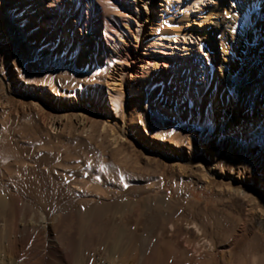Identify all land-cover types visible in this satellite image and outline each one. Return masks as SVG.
Here are the masks:
<instances>
[{"label":"rangeland","instance_id":"1","mask_svg":"<svg viewBox=\"0 0 264 264\" xmlns=\"http://www.w3.org/2000/svg\"><path fill=\"white\" fill-rule=\"evenodd\" d=\"M144 1L83 2L47 33L40 0H0V264H264V82L230 65V21L247 12V38L264 11ZM137 55L163 63L130 80ZM118 197L122 222L103 209ZM118 227L132 257L105 245Z\"/></svg>","mask_w":264,"mask_h":264},{"label":"bare ground","instance_id":"2","mask_svg":"<svg viewBox=\"0 0 264 264\" xmlns=\"http://www.w3.org/2000/svg\"><path fill=\"white\" fill-rule=\"evenodd\" d=\"M98 1L99 0H97V2ZM202 1L203 0H199L197 4H200V2ZM83 2L86 4L89 10L88 12L90 14H94L96 11V6H94L91 3V0H40L39 3H36V6L31 8V11L37 14V18H39V24L43 31H47V33L48 31L54 33L56 29L55 27L58 26V23L62 19L63 15L67 16L68 12H72L71 19H72V25H74L73 23H75V21L77 20L78 10L81 8V4ZM151 2L152 0H145L143 3L144 4L143 8L149 9L148 4H151ZM221 5L222 8L221 7L217 8L214 11L213 8H211L209 13L206 15V17H209L208 19H210V24H211L209 29L210 32L208 30L207 33V40L211 42L214 41L213 34L215 32L221 30V28L223 27L226 28L229 25V19L227 18L226 15L221 13V11L224 9L223 3H221ZM249 10L253 12L257 10L264 11V0H253L252 2H250L247 7V11ZM246 19H247V12L244 11V12H239L237 17H235L233 21H230V32H231L230 35L232 36L234 35L236 37V40L234 41L233 44L235 54H234V58L231 59L230 65L235 71L234 76L239 78L242 83H256L259 82L261 79L264 82V20L258 21L255 27L249 31L248 37L245 38L242 34V27H244L245 25L247 26ZM178 34L179 32L177 31L175 33V36H177ZM252 37H254L255 40L254 39L252 40ZM228 39L229 36L225 35L224 36L225 41L222 43V46H220L222 47L223 52H225V49H227L226 45H228ZM157 41L158 42H156V44L158 47H162V44L165 43L163 39H157ZM220 59L221 57H218V61ZM130 63H132V69H130L129 71L130 80H133L136 78L139 72L141 73L143 70L148 69V67H156L158 63H163V62L159 58L149 59L137 55L136 57L131 58ZM258 66L262 68L260 71L261 73L260 72L258 73L256 71ZM241 68H243L244 73L242 72L240 74L237 72V69H241ZM122 80H123V76H120V78H112L111 84L112 85L119 84L122 82ZM258 116L259 114L257 115V118ZM1 199L2 198L0 197V200ZM103 209H104V213L108 214L113 218L121 220V222L123 218L125 219L127 215L129 214L132 215L133 212L136 211L134 206H131L129 203H125L124 200L121 201L119 197L111 200L110 203L103 205ZM89 210L90 209L85 208L84 212H87L88 214ZM146 213L147 212L145 208H141L138 211L139 216H145ZM259 225L260 227H264V218L262 219V222ZM136 239H137L136 236L134 237L133 235V231L130 232L122 227L121 228L118 227V228H113L112 230H110L108 235H106L105 245L109 243V247L111 248L110 255L113 258L119 256L117 252L124 247H126V252L123 253L122 256L125 257L129 255L132 257L131 254H133ZM254 262L255 261L253 260V264ZM118 264H122V262H119ZM171 264H177V262H172Z\"/></svg>","mask_w":264,"mask_h":264}]
</instances>
